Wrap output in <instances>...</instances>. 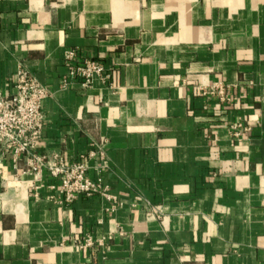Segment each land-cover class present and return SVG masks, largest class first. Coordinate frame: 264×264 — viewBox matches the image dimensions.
<instances>
[{
  "label": "crops",
  "instance_id": "obj_1",
  "mask_svg": "<svg viewBox=\"0 0 264 264\" xmlns=\"http://www.w3.org/2000/svg\"><path fill=\"white\" fill-rule=\"evenodd\" d=\"M20 69L51 93L41 150L96 151L105 190L60 203L6 157L0 264H264V0H0V94Z\"/></svg>",
  "mask_w": 264,
  "mask_h": 264
},
{
  "label": "built area",
  "instance_id": "obj_2",
  "mask_svg": "<svg viewBox=\"0 0 264 264\" xmlns=\"http://www.w3.org/2000/svg\"><path fill=\"white\" fill-rule=\"evenodd\" d=\"M74 51H68L66 58L73 61ZM104 67L94 60L75 64L70 69V77L79 79L83 86L92 84L96 75ZM15 93L11 96L0 94V164L10 157L16 167L21 160L26 163L28 172L41 173L46 170L50 176L60 181V203L71 204L82 196L91 197L105 190L100 179L93 180L88 175L87 158L97 152L90 151L78 160H70L62 152L41 150L43 130L47 115L43 105L51 93L37 77L27 70L20 69L14 78ZM203 95L217 94L227 100L223 87L211 90L201 89ZM231 135L240 140L249 129L242 124L231 125ZM90 241L79 243L80 248L89 246Z\"/></svg>",
  "mask_w": 264,
  "mask_h": 264
}]
</instances>
